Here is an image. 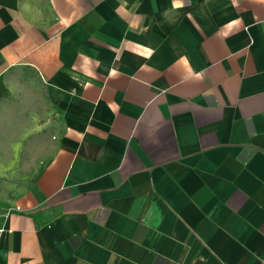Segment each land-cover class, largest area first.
<instances>
[{"label":"crops","instance_id":"0c3cea01","mask_svg":"<svg viewBox=\"0 0 264 264\" xmlns=\"http://www.w3.org/2000/svg\"><path fill=\"white\" fill-rule=\"evenodd\" d=\"M0 264H264V0H0Z\"/></svg>","mask_w":264,"mask_h":264},{"label":"rangeland","instance_id":"374dc122","mask_svg":"<svg viewBox=\"0 0 264 264\" xmlns=\"http://www.w3.org/2000/svg\"><path fill=\"white\" fill-rule=\"evenodd\" d=\"M18 98H19V96H16V97H13L12 99H11V101L13 102V103H15V104H17V105H19L21 102H22V100L21 99H19L18 100ZM31 98V99H30ZM23 100H24V98H22ZM28 99H30L29 101H31V102H34V96H33V94H31L29 97H28ZM15 104H13L14 106H15ZM21 106L20 107H17V106H15V108H16V110H15V115H16V118L14 119V123H15V126L14 127H12V130H14L15 129V131H17V127H18V121H20L21 120V118L22 119H26V117L25 116H27L28 118H30L31 117V115H34V112L35 111H30V110H27V109H23V104H20ZM11 127V126H10ZM19 146V145H18Z\"/></svg>","mask_w":264,"mask_h":264},{"label":"built area","instance_id":"2783aa9c","mask_svg":"<svg viewBox=\"0 0 264 264\" xmlns=\"http://www.w3.org/2000/svg\"><path fill=\"white\" fill-rule=\"evenodd\" d=\"M17 210V209H16Z\"/></svg>","mask_w":264,"mask_h":264}]
</instances>
